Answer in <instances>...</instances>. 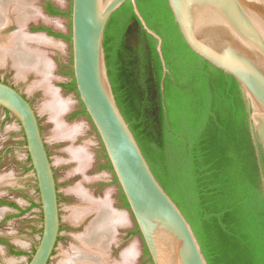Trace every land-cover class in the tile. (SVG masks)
<instances>
[{
	"label": "trees",
	"instance_id": "16d2710c",
	"mask_svg": "<svg viewBox=\"0 0 264 264\" xmlns=\"http://www.w3.org/2000/svg\"><path fill=\"white\" fill-rule=\"evenodd\" d=\"M137 1L147 24L163 38L171 73L162 90L157 40L131 1L125 2L104 38L118 105L209 264H264V156L254 141L244 91L233 75L189 46L168 0ZM49 11L62 13L51 3ZM65 86L77 91L75 79ZM81 112L88 116L84 105ZM103 167L112 169L109 161ZM135 232L141 236L138 226ZM145 255L153 264L146 246Z\"/></svg>",
	"mask_w": 264,
	"mask_h": 264
},
{
	"label": "water",
	"instance_id": "95a60500",
	"mask_svg": "<svg viewBox=\"0 0 264 264\" xmlns=\"http://www.w3.org/2000/svg\"><path fill=\"white\" fill-rule=\"evenodd\" d=\"M20 1L10 0L12 6ZM26 1L32 12L25 30L33 12H45L43 8L33 7L36 0ZM127 1L72 0V68L77 92L153 264H209L191 223L155 176L113 90L104 47L105 31L112 15ZM130 1L143 28L157 40L164 90L165 76L171 71L164 57L163 38L147 24L138 1ZM168 2L189 46L239 81L249 106L254 141L258 152L264 156V0ZM11 20L17 22L16 12L11 14ZM0 107L9 111L21 125L43 214L39 243L26 264H50L61 234L62 219L55 168L40 118L23 93L2 80Z\"/></svg>",
	"mask_w": 264,
	"mask_h": 264
},
{
	"label": "rangeland",
	"instance_id": "374dc122",
	"mask_svg": "<svg viewBox=\"0 0 264 264\" xmlns=\"http://www.w3.org/2000/svg\"><path fill=\"white\" fill-rule=\"evenodd\" d=\"M48 1L58 5L65 14L50 15L46 12L39 14L36 10L32 13L31 21L43 22L64 35L55 37L44 32L43 34L46 35L40 36L41 39L38 35V38L32 37L29 40H33V48L42 50L50 62V83L58 89L59 95L67 103L63 120L67 124L76 125L79 130L76 137L73 140H60L55 137L54 122L50 114L44 110L47 95L43 87L35 85L38 80H41L39 74L35 72L31 76H27L29 72L24 75L19 74V79H24L25 83L19 84L18 89L27 95L39 115L60 193L62 232L50 264L59 263L62 254L70 251L72 245L78 243L75 235L85 227V222L78 223L71 214L73 208L81 203L80 198L73 191L74 187L80 184L98 198L109 197L111 206L120 219L116 225L118 229H115L116 244L113 249H110L111 242L115 241L114 236L107 250L110 262L152 264L145 255L142 237L133 233L136 222L130 209L125 207L120 199V187L112 169L103 167V164L108 163L106 152L90 118L81 112L83 105L78 92L64 86L74 80L70 38L72 0ZM48 1L36 0L33 7L43 8ZM12 19H14L13 15ZM11 21L13 23L14 20ZM14 28L12 26L11 31ZM14 33L15 31H12L10 38ZM23 43L26 45L25 41ZM25 144V136L19 121L0 107V198L17 204V207L8 204L0 206V237L10 241L14 249L20 251L19 254L13 253L11 248L0 242V264H26L34 253L42 234L43 214L38 205H33V202L40 204V196ZM71 145L85 147L91 157L85 174L76 170L77 163L70 158L67 148ZM126 254L129 259L124 257Z\"/></svg>",
	"mask_w": 264,
	"mask_h": 264
},
{
	"label": "bare ground",
	"instance_id": "6f19581e",
	"mask_svg": "<svg viewBox=\"0 0 264 264\" xmlns=\"http://www.w3.org/2000/svg\"><path fill=\"white\" fill-rule=\"evenodd\" d=\"M26 2V0H21L19 4L12 7L11 4L13 3L10 0H0V25L10 22L11 14L16 12L17 23L24 26L29 18V13L32 12L27 7L29 5ZM16 33L12 35L8 42L10 45L3 46L2 56L13 58L20 75L30 71L37 73V75L39 74L41 80H38L35 85L43 87L47 95L44 110L50 114L54 122L55 137L60 140H73L79 130L76 125L67 124L63 120V113L67 108V103L59 95L58 89L54 88L50 83V62L46 59L42 50L28 48L24 45L23 41L25 38L21 34L22 32ZM67 151L70 154V158L77 163L76 170L85 174V170L91 162V157L86 148L71 145L67 148ZM73 191L80 198L81 203L79 202L80 204L73 208L71 214L78 223L85 222V227L75 235V240L78 243L73 244L70 251H65L59 262L62 264H116L108 259L107 250L114 238L115 229H117L116 225L120 219L115 214L109 197L98 198L82 184L75 186ZM128 254L124 256L127 259H129Z\"/></svg>",
	"mask_w": 264,
	"mask_h": 264
},
{
	"label": "flooded vegetation",
	"instance_id": "af4514ba",
	"mask_svg": "<svg viewBox=\"0 0 264 264\" xmlns=\"http://www.w3.org/2000/svg\"><path fill=\"white\" fill-rule=\"evenodd\" d=\"M48 1V0H47ZM52 4L54 7H57V8H59L61 11H62V13H59V14H54V13H52V12H50L49 11V4ZM43 9H44V11L46 12V13H48V14H50V15H61V14H65V12L58 6V5H56L55 3H53V2H51V1H48L47 3H45V5H44V7H43ZM11 22V21H10ZM10 22H7V23H4V24H2V25H0V80H2V81H4V82H6V83H8V84H10V85H12V86H14L15 88H17L18 89V86H19V84H24L25 83V81H24V79H19L20 77H19V73H18V68H17V66H16V64H14V60H13V58L12 57H10V56H2V49H4V47H5V45L7 46L9 43V41H10V35H11V33H12V31H16V30H18L19 29V27L18 26H20L21 27V29L20 30H18V31H21L22 29H23V31H24V26H21L19 23H17L15 20L13 21V23L12 24H10ZM19 24V25H18ZM5 25V26H4ZM12 26H14L15 28L14 29H12V31H11V27ZM26 30H28L29 31V33L30 34H37V33H39V32H47V34L49 35V36H55V37H60V36H63L64 34L63 33H59V32H56V31H54L53 29H52V27H50L49 25H46V24H44L43 22H36V21H30V23H29V25H28V27L26 28ZM13 35V34H12ZM9 38V39H8ZM8 39V40H7ZM32 39V38H31ZM25 44L26 45H28L29 47H33V40H27V41H25ZM10 45V44H9ZM4 46V47H3ZM31 72V73H30ZM29 72V74L27 75V76H31L32 75V73H33V71H30ZM17 73V74H16ZM34 74V73H33ZM26 76V77H27ZM18 78V79H17ZM26 80H28V78L26 79ZM65 86V85H64ZM19 90V89H18ZM23 93V92H22ZM24 94V93H23ZM25 95V94H24ZM26 97H27V95H25ZM28 98V97H27ZM28 100L31 102V100L28 98ZM32 103V102H31ZM30 157V156H29ZM108 160V159H107ZM116 178V177H115ZM116 181H117V179H116ZM118 182V181H117ZM119 184V183H118ZM119 187H120V185H119ZM125 197V195H124V193H123V191H122V189H121V187H120V199L122 200V203H123V205H125V207H128L129 208V205H127L126 204V201H127V199H126V197ZM126 199V200H125ZM59 201H60V193H59ZM7 202H9V201H6L5 199H2V198H0V206H2V205H5ZM33 205H35V206H37L38 205V207H40V210H41V212H42V209H41V204H37L36 202H33ZM136 226H137V224H136ZM118 229V228H117ZM135 229H136V227L133 229V233L134 234H138L137 232H135ZM61 232H62V225H61ZM60 236H61V234H60ZM60 236H59V239H60ZM114 236H115V241H112L111 242V245H110V249H113L114 248V244H116V237H117V234H116V231H115V233H114ZM1 238V237H0ZM59 239H58V242H59ZM6 241V242H5ZM0 242H2V243H4L5 245H7L9 248H11V251L13 252V250L14 251H16L15 249H14V246H13V244L10 242V241H8V240H6V239H4V241H0ZM8 243H10V244H8ZM11 245V246H10ZM57 245H58V243H57ZM57 248V247H56ZM56 250V249H55ZM55 250H54V252H53V255H54V253H55ZM14 253V252H13ZM51 262V261H50ZM56 264H62V263H56Z\"/></svg>",
	"mask_w": 264,
	"mask_h": 264
},
{
	"label": "crops",
	"instance_id": "0c3cea01",
	"mask_svg": "<svg viewBox=\"0 0 264 264\" xmlns=\"http://www.w3.org/2000/svg\"><path fill=\"white\" fill-rule=\"evenodd\" d=\"M25 24V23H24ZM23 24V25H24ZM21 25V24H20ZM22 26V25H21ZM19 32H22L23 34H24V36H25V40L24 41H27V40H29V39H31L32 37H37L38 35H39V37L41 36V37H44L46 34H43L44 32H39L40 34H30L29 33V31L28 30H25L24 29V31H23V29L21 30V31H18L17 33H19ZM25 32V33H24ZM16 33V34H17ZM48 36V35H47ZM31 48H33V47H31ZM36 49V48H35ZM28 73V72H27Z\"/></svg>",
	"mask_w": 264,
	"mask_h": 264
}]
</instances>
